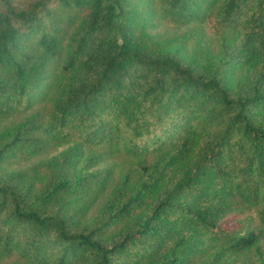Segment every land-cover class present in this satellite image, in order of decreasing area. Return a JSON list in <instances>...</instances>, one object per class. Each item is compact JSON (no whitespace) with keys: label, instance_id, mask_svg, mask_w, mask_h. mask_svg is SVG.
Instances as JSON below:
<instances>
[{"label":"trees","instance_id":"obj_1","mask_svg":"<svg viewBox=\"0 0 264 264\" xmlns=\"http://www.w3.org/2000/svg\"><path fill=\"white\" fill-rule=\"evenodd\" d=\"M0 264H264V0H0Z\"/></svg>","mask_w":264,"mask_h":264},{"label":"rangeland","instance_id":"obj_2","mask_svg":"<svg viewBox=\"0 0 264 264\" xmlns=\"http://www.w3.org/2000/svg\"><path fill=\"white\" fill-rule=\"evenodd\" d=\"M14 5H16L17 3L20 4V6H23L26 2V0H12ZM190 29V27H184V28H180L177 29L176 27H174V25L172 24H163L160 27H157L155 30H153L151 33L156 34V33H166L167 35H171V34H182L186 31H188ZM200 30V32H202L205 37V40H212L214 39V29L213 27L209 24L206 25L204 27H202ZM61 150V149H59ZM58 150V151H59ZM55 153H52L51 155H54ZM116 172V171H115Z\"/></svg>","mask_w":264,"mask_h":264}]
</instances>
